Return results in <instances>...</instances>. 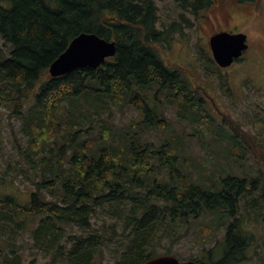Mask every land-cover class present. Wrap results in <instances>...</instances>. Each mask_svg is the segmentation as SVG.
<instances>
[{
	"label": "trees",
	"instance_id": "trees-1",
	"mask_svg": "<svg viewBox=\"0 0 264 264\" xmlns=\"http://www.w3.org/2000/svg\"><path fill=\"white\" fill-rule=\"evenodd\" d=\"M176 1L195 15L212 2ZM157 22L154 0H0V105L20 120L19 156L33 170L18 171L32 179L25 200L0 192V264H32L37 255L43 264H141L159 254L166 231L174 237L205 215L219 218L223 254L193 259H246L241 208L259 216L264 207V133L229 115L216 120L185 68L158 53L171 32ZM81 32L114 41V56L50 76V63ZM174 111L195 133L175 130ZM189 135L227 167L203 180L207 168L184 155ZM99 214L112 221L99 224Z\"/></svg>",
	"mask_w": 264,
	"mask_h": 264
},
{
	"label": "rangeland",
	"instance_id": "rangeland-1",
	"mask_svg": "<svg viewBox=\"0 0 264 264\" xmlns=\"http://www.w3.org/2000/svg\"><path fill=\"white\" fill-rule=\"evenodd\" d=\"M154 1L158 7V28L167 27L171 32L170 37L157 47L163 61L169 65L185 68V76L206 99V107L215 114L217 121L229 115L244 130L263 134L264 0H259L258 8L252 0H243L244 2H239L238 6L231 5L228 21L219 17L218 19V15L211 12L210 6L195 15L189 9H181L176 0ZM221 29L245 32L249 45L241 56L242 60L235 61L224 71L222 69L219 71L211 62L208 46L210 35ZM2 48L5 47L2 46ZM11 110L12 107L0 105V192L14 193L20 200H25L26 190L32 188V179L25 178L24 174H18L19 168H28V164L26 160L25 163L23 162L22 156H19L16 140L19 139L23 143L24 139L19 131L20 120L9 116ZM170 117L174 120L173 125L176 131L180 132L184 129L187 133H195L193 128L197 126L187 123L179 124L175 111L170 114ZM122 118L127 121L130 113ZM187 140H190L192 144H189ZM187 140H185L186 146L189 147L185 148L184 155L197 159L199 170L202 165L207 168L205 173L199 174L203 180H205V174L214 176L220 171L219 167H227L222 158H217V155L214 156L208 151L206 140H204V147L201 143L198 146L192 135H189ZM17 160H20V164ZM246 162L245 167L250 160ZM246 169L252 174L256 172L254 167ZM184 170H187L186 165ZM237 170L240 172L238 168ZM28 173L33 174V170L29 171L28 168ZM251 209L253 207L241 208L245 215H242L240 221L243 222L250 236V243L244 254L246 259L232 264H264V207L262 204L258 205L259 216H256ZM98 217L96 221L99 224L108 225L112 221L103 214H99ZM218 219L212 215L201 216L187 229L186 225L175 228L174 237L170 236L171 229H169L156 245L157 251L162 254L165 248H170L172 255L179 261L195 257L219 260L223 254L224 230L217 228ZM116 228L120 232L118 225ZM177 237L179 238L176 239ZM28 252L31 253L30 250ZM106 254H109L108 249ZM35 257L32 264H43L40 255ZM32 259L33 255L23 257L25 263ZM103 262L112 264V260L106 258Z\"/></svg>",
	"mask_w": 264,
	"mask_h": 264
},
{
	"label": "water",
	"instance_id": "water-1",
	"mask_svg": "<svg viewBox=\"0 0 264 264\" xmlns=\"http://www.w3.org/2000/svg\"><path fill=\"white\" fill-rule=\"evenodd\" d=\"M244 32L221 30L212 34L208 44L214 61L220 67H227L241 56L248 47ZM116 44L94 32H81L73 37L65 50L49 65L52 77L63 75L74 68H96L108 57L114 56ZM141 264H200L194 260L179 261L172 254H160Z\"/></svg>",
	"mask_w": 264,
	"mask_h": 264
},
{
	"label": "flooded vegetation",
	"instance_id": "flooded-vegetation-1",
	"mask_svg": "<svg viewBox=\"0 0 264 264\" xmlns=\"http://www.w3.org/2000/svg\"><path fill=\"white\" fill-rule=\"evenodd\" d=\"M239 2L241 3V0H212L211 4L209 6L212 7L211 12L214 13L215 15H218L217 18L218 17L220 19L223 18L224 21H228L229 16H230L231 5L236 4L238 6ZM198 14H199V11H198ZM247 43H248V36H247ZM243 53H242V55H243ZM241 58L242 57H240L239 59H241Z\"/></svg>",
	"mask_w": 264,
	"mask_h": 264
}]
</instances>
